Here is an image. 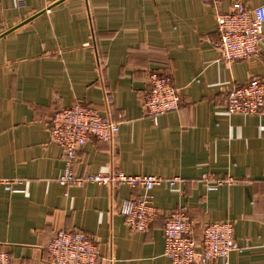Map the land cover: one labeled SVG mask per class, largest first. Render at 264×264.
I'll use <instances>...</instances> for the list:
<instances>
[{"label":"crops","instance_id":"1","mask_svg":"<svg viewBox=\"0 0 264 264\" xmlns=\"http://www.w3.org/2000/svg\"><path fill=\"white\" fill-rule=\"evenodd\" d=\"M230 5L0 0V180L17 181L10 190L0 185V251L9 264H51L46 245L58 230L88 236L96 264H172L163 227L177 208L197 241L209 222H232L239 250L210 264H264V108L226 114L232 88L264 79V26L251 60L222 61L215 17ZM149 72L166 75L179 96L178 109L155 122L142 107ZM76 102L118 132L111 143L90 138L77 151L75 176L179 178L178 187L59 185L64 150L49 140V120ZM204 177L223 183L208 189ZM144 197L158 216L148 232H135L118 208Z\"/></svg>","mask_w":264,"mask_h":264},{"label":"built area","instance_id":"2","mask_svg":"<svg viewBox=\"0 0 264 264\" xmlns=\"http://www.w3.org/2000/svg\"><path fill=\"white\" fill-rule=\"evenodd\" d=\"M205 4L218 0H202ZM218 32L216 48L219 58L226 62L251 60L258 52L264 26V4L247 6L243 0H231L226 13L215 17ZM149 90L144 95L142 107L144 114L153 119L179 106V96L172 87L169 78L158 72L147 75ZM264 108V79L253 78L244 85L232 88L227 94L226 114L250 115ZM49 140L64 150L65 168L58 178L61 186H81L85 183L116 188L126 185L130 188L143 187L149 191L152 187L167 183L178 187L179 178L168 180L155 176H127L122 173L108 172L78 177L73 174L72 166L77 151L86 145L90 138L98 142L111 143L118 132V124L109 120L97 110L76 102L61 109L49 120ZM203 181L208 189L223 182H213L208 177ZM225 182L231 184L232 180ZM17 181L0 180V185L10 190ZM124 224L135 232H148L150 224L157 218L158 212L149 199L126 200L118 208ZM195 225L182 208L171 211L165 218L163 235V254L172 264H210L216 260H225L233 251L239 250L234 241L233 224L229 221H212L201 230V238H194ZM46 250L51 264H96L99 251L91 239L79 231L58 230L47 243ZM0 264H9L7 251H0Z\"/></svg>","mask_w":264,"mask_h":264}]
</instances>
